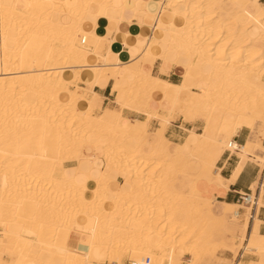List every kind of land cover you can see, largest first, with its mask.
Returning <instances> with one entry per match:
<instances>
[{
    "label": "bare ground",
    "instance_id": "bare-ground-1",
    "mask_svg": "<svg viewBox=\"0 0 264 264\" xmlns=\"http://www.w3.org/2000/svg\"><path fill=\"white\" fill-rule=\"evenodd\" d=\"M124 1L0 0V264H121L124 253L131 264L146 258L149 264H198L246 241L247 227L235 219L238 207L216 215L213 201L189 193V183L221 186L215 169L221 153L239 149L233 137L264 116V48L254 49L264 47V34L246 35L252 26L264 33V10L243 15L242 5L251 0H151L142 11L132 6L134 18L142 12L152 21V33L140 39L129 62H111L105 36L124 20L123 5L114 17ZM58 14L70 21H54ZM90 15L100 21L93 31L85 28ZM168 57L178 65L180 84L151 75L157 59L170 65ZM105 81L121 97L116 108L96 103L93 88ZM125 109L153 110L163 127L165 116L192 123L208 113L203 133L188 131L171 150L163 134L149 135L148 118L128 122ZM189 158L200 169L193 179L183 161ZM64 163H76L73 171L85 181L68 178ZM85 163L102 165L100 174H89ZM111 172L125 178L122 188ZM177 173L188 185L174 183ZM249 200L245 208L256 203L253 194ZM72 237L75 245L68 248ZM246 242L244 250L264 264V236L255 228Z\"/></svg>",
    "mask_w": 264,
    "mask_h": 264
},
{
    "label": "crops",
    "instance_id": "crops-1",
    "mask_svg": "<svg viewBox=\"0 0 264 264\" xmlns=\"http://www.w3.org/2000/svg\"><path fill=\"white\" fill-rule=\"evenodd\" d=\"M150 2L151 0H125L123 3H120V5L115 10L114 17L119 18L121 16V5L127 8V11L124 14V20L120 21V23L117 24L116 30L114 31L115 33L112 32L110 35L105 36L108 37V41L106 40L107 42H104V46L111 43V45H109L110 47L105 46L110 50L109 52H107L111 62H114L116 58L122 59L123 63L129 62L131 58H133L136 54L140 39L151 35L152 21L144 20L143 18L146 14L143 15L142 12H137L135 14L136 18H134V14L130 9L132 6H135L141 11L144 9L146 10ZM151 6L152 5L150 4V7ZM227 6H231V11L236 9V5H233L231 3H227ZM238 6H240V4ZM242 6L241 7L243 8V15L253 16V14L257 11L264 10V0H251V2L249 1ZM96 18L98 17L95 15L89 16V21L87 24H85V28L87 30L93 31V27L100 24L99 19ZM53 19L56 22L61 21L64 23H68L70 21L69 18L65 15H54ZM262 22H264V17L261 18V25L262 27H264V23ZM106 25L107 27H109L108 24ZM257 27L258 26H252L246 29V35L249 39H257L262 34H264L262 33V30L259 27L258 28L260 30H258ZM112 39L114 40L113 42ZM105 47L104 49L106 50ZM164 49V51L167 52L168 49L166 48V46ZM105 50L103 52L104 54L107 53H105ZM168 58L170 59L169 66H164L163 61L161 59H157L151 69V75L153 77L168 81L172 84H180L182 82V78L180 76L179 70L177 69L178 65L175 62L171 61L170 57ZM89 61L92 63L94 60L92 58ZM84 80L89 81L90 77L88 75H85ZM112 85V81H105L100 82L93 88V92L98 94L99 96V100H97L96 103L101 109L107 106H116L115 101L118 100V95L116 93H112ZM154 98L155 100H157L156 97ZM88 99H92L91 94H88ZM156 106L157 102L154 103L153 107L155 108ZM122 115L128 122L138 120L139 122L144 123L146 121L145 114H137L127 109L122 110ZM157 121L158 120L155 119L150 120L148 131L151 134H154L160 127V130L157 134L159 136L162 129L159 121ZM202 124V121H196L192 124L185 123L183 119L179 117L174 122H170L163 135L173 144H182V142L185 141V139L189 135L188 131L196 130L195 132H198L201 130ZM233 142L237 144L239 149L235 150L234 152L224 150L215 164V169L219 172L220 177L224 180L222 185L218 186L216 184H210L208 182H200L198 188L203 195L211 197L210 200L213 201L212 211L216 215H222L225 212V206L238 207L237 217L235 218L236 223L239 224L238 226L241 229L243 227H247L244 231V238L247 241L253 235V231L255 228L258 235L264 236V165H260V163L258 162L259 157V160L264 159V116H262L261 122L255 123L253 130L242 128L239 133L233 137ZM255 144H259L261 148L255 147ZM246 145H251L254 148H250L249 151L245 153L244 151L240 150V148L246 147ZM86 151H88V149ZM75 165L76 163L63 164L68 178H74L77 182H84L86 178L85 175H76V172L73 171ZM80 165H82L81 162H79V166ZM83 165L89 172V174L93 176H98L100 174V170L103 167L102 165H100L99 167L97 166L98 168H86L88 164L85 163ZM114 181L119 188H122L124 182L123 177L115 176ZM113 187L114 186L112 185V189H114ZM247 194H253L256 203L250 208L240 209V207L243 205L241 198H243V196ZM245 210H250L249 214L246 213ZM240 228L236 230L237 236H240L242 234ZM74 245L75 239L72 237L68 241V246L73 247ZM239 259L243 264H258L260 261H252L250 259V256L243 255H241ZM240 262L238 260L236 264H239Z\"/></svg>",
    "mask_w": 264,
    "mask_h": 264
},
{
    "label": "rangeland",
    "instance_id": "rangeland-1",
    "mask_svg": "<svg viewBox=\"0 0 264 264\" xmlns=\"http://www.w3.org/2000/svg\"><path fill=\"white\" fill-rule=\"evenodd\" d=\"M3 2V1H2ZM62 2H64V1H62ZM229 9H232L231 8V6H229L228 7ZM61 10H64V8L62 9L61 8ZM59 13V12H58ZM59 15V14H58ZM246 45H248V43L247 42H241V44H240V46L241 47H244V46H246ZM262 48H264V47H262V45L261 44H258L254 49L255 50H262ZM184 65V64H183ZM181 80V79H180ZM216 82V81H215ZM118 100H121V97H119L118 96ZM102 102V101H101ZM107 107H112V106H107ZM112 108H116V106L115 107H112ZM99 110V109H98ZM153 111V110H152ZM148 112V114L146 113H141V114H145L146 115V121L145 122H147L148 121V119H149V121L147 122V127H146V130H147V132H148V126H149V122H150V120H152V119H154L153 117L155 116V115H157V114H155V113H153V112ZM97 113H99V111H97ZM207 113H208V111H206V113H204V114H199V115H197L196 117H195V119H193L194 121H192V123H195L196 121H202V127H201V130L200 131H198V132H195L196 130H193L195 133H197V134H201V133H203V130H204V126H205V119H206V115H207ZM215 113L216 112H213V115H215ZM158 115H160V116H165V114H163V113H158ZM148 118V119H147ZM165 118L166 119H168L169 120V124H170V122H172L169 118H168V116H165ZM158 122V121H157ZM258 122H261V120H259ZM191 123V124H192ZM257 123V122H256ZM169 124H167L165 127H163V126H161V132H160V134L159 135H161V134H164V131H165V129L167 128V126L169 125ZM159 130H160V127L156 130V132L154 133V134H151L150 132H148L149 133V135L150 136H152L154 139H156V138H158V132H159ZM221 129L220 128H218L217 129V131H216V133L217 134H219V133H221ZM157 135V136H156ZM108 136L107 135H103V136H100V139L102 140V141H104L106 138H107ZM104 139V140H103ZM184 142V141H183ZM182 142V143H183ZM181 144V143H180ZM175 145L176 144H173V143H171V150H174V148H175ZM192 159L193 158H189V159H184L183 161L184 162H186L187 163V167H188V173L190 174V177H191V179H193L194 178V175L196 174V175H198L197 173H199L200 172V169H199V167L197 166V165H195L194 164V160L192 161ZM190 161V162H189ZM199 169V170H198ZM193 173V176L191 175V173ZM197 172V173H196ZM111 174H112V172H111ZM114 174V175H113ZM112 175H111V178H112V180H114V177L115 176H121V177H123L121 174H116V173H113ZM195 175V176H196ZM193 177V178H192ZM210 178H212V176H210ZM124 177H123V181H124ZM174 183L176 184V185H181V184H183V183H186L187 185H188V179H186L185 177H183V176H181L179 173H177L176 174V176H175V178H174ZM115 182V181H114ZM209 183V182H208ZM123 184H124V182H123ZM199 184H200V182L199 181H195V183L193 182L192 184H190L189 183V185L191 186L190 187V190H189V193H192V192H194V193H192V194H195L196 196H199L200 198H201V201H203V202H207V200L209 201L210 200V198L211 197H207V196H205V195H203L202 193H201V191L199 190V188H198V186H199ZM192 185H194L193 187H192ZM112 186V184L110 185V187ZM121 188V187H120ZM194 189V191H193V189ZM111 190H113L112 189V187H111ZM196 190V191H195ZM188 192V191H187ZM245 209V205L243 206H241L240 207V209ZM246 211V213H248L249 214V211L250 210H245ZM61 230H59V232H60ZM226 237H231V235L229 234V233H227L226 235H225ZM238 244H240V243H238L237 242V245L236 244H234L235 245V247L237 248V247H240V248H233L234 247V245H232V248L234 249H232L231 248V250H232V253H230V252H226V251H218V253L216 254L217 256H215V257H217V258H214L213 260H211V259H203L200 263H198V264H236L237 263V261L239 260V262H240V259H239V257H240V255H241V253H242V255L243 256H250V259L252 260V261H255V262H258L260 259L257 257V256H255V255H253V254H251L252 252H249V250H244V246H245V244H247V242L246 241H244V242H242L240 245L241 246H239ZM68 248H71V247H69L68 246V244L66 245ZM5 249H6V247H5ZM239 249V250H238ZM5 251V250H4ZM234 251H236V253L234 252ZM234 252V253H233ZM250 253V254H249ZM4 255V254H3ZM2 255V259H4L3 261H5V262H7L8 260H7V258L6 257H4ZM120 259V262H121V264H129V262H130V260H129V257H128V254H122L120 257H119ZM185 258L186 259H188L189 258V256H185ZM123 262V263H122ZM104 264H117V261L116 262H106V263H104ZM239 264H243V263H239Z\"/></svg>",
    "mask_w": 264,
    "mask_h": 264
},
{
    "label": "built area",
    "instance_id": "built-area-1",
    "mask_svg": "<svg viewBox=\"0 0 264 264\" xmlns=\"http://www.w3.org/2000/svg\"><path fill=\"white\" fill-rule=\"evenodd\" d=\"M250 195L251 194H247V195H244L243 198H241V201H242L243 204H251V202L249 200ZM241 255H242V253H241ZM129 264H131V263H129ZM145 264H149V259L148 258L145 259Z\"/></svg>",
    "mask_w": 264,
    "mask_h": 264
}]
</instances>
